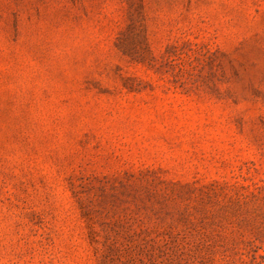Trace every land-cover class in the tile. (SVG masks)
Returning a JSON list of instances; mask_svg holds the SVG:
<instances>
[{
    "label": "rangeland",
    "instance_id": "374dc122",
    "mask_svg": "<svg viewBox=\"0 0 264 264\" xmlns=\"http://www.w3.org/2000/svg\"><path fill=\"white\" fill-rule=\"evenodd\" d=\"M0 264H264V0H0Z\"/></svg>",
    "mask_w": 264,
    "mask_h": 264
}]
</instances>
